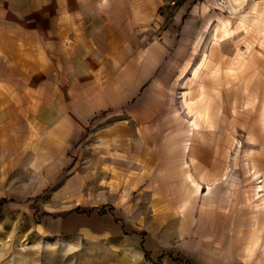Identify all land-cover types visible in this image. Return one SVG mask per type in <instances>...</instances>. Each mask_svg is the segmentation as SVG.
I'll list each match as a JSON object with an SVG mask.
<instances>
[{
  "label": "rangeland",
  "instance_id": "obj_1",
  "mask_svg": "<svg viewBox=\"0 0 264 264\" xmlns=\"http://www.w3.org/2000/svg\"><path fill=\"white\" fill-rule=\"evenodd\" d=\"M235 3L230 8L228 0H217L209 10L212 24H203L201 13L192 21L193 31L203 26L191 48L170 50L169 62L144 67L143 90L128 84L133 98L92 121L72 151L70 168L54 159L32 164L28 177L21 170L0 182V197L7 199L0 209V264H151L127 236L144 235V227L156 224L179 225L183 214L173 205L181 197V208L195 203L192 191L176 195L179 187L195 183L184 179L194 170L195 147L217 139L226 142V157L220 167L213 165L218 178L203 186L212 188V205L228 190L223 202L232 206L222 219L235 232L242 213L233 205L264 198L257 194L264 189L262 176L250 160L264 141V30L257 34L250 18L253 12L264 23V0ZM180 13L168 12L161 33L144 37V60L153 41L176 38L190 21ZM213 55L222 59L216 67L209 65ZM214 69L224 84L216 82ZM205 102L211 104L201 116L207 122H198L195 110ZM126 144L128 150L120 147ZM154 158L158 165L150 164ZM156 171L163 174L159 180ZM125 223L132 224L122 237L116 230Z\"/></svg>",
  "mask_w": 264,
  "mask_h": 264
},
{
  "label": "crops",
  "instance_id": "obj_2",
  "mask_svg": "<svg viewBox=\"0 0 264 264\" xmlns=\"http://www.w3.org/2000/svg\"><path fill=\"white\" fill-rule=\"evenodd\" d=\"M228 1L230 8L237 5ZM216 3L180 0L186 13L180 16L190 21L180 26L176 38L153 41L144 60V37L158 36L166 14L176 12L163 0H0V182L21 170L28 177L32 164L46 165L54 159L70 168L72 151L92 121L133 98L134 88L128 84L137 83V91L143 90L144 67L169 62L165 53L170 50L191 48L203 24H212L209 10ZM199 13L204 22L193 31ZM252 14L254 30L261 35V16ZM208 59L213 67L222 60L215 55ZM214 70L216 82L224 84ZM194 118L207 122L206 117ZM259 144L250 160L264 185V141ZM123 145L128 150L130 144ZM226 147L222 139L196 145L194 170L188 167L190 177L184 176L195 183L179 187L176 194L192 191L195 203L181 208L179 197L173 205L183 214L179 225L156 224L144 227V235L129 237L122 230L132 223H125L116 234L139 243L151 264H264V198L261 203L233 205V211L242 213L235 232L222 219L232 206L223 202L230 196L228 190L220 203L207 202L212 188L204 187L209 186L205 181L218 178L213 165L223 164ZM150 164L158 165L159 160ZM162 175L156 171L153 177L159 180ZM261 191L258 196L264 195Z\"/></svg>",
  "mask_w": 264,
  "mask_h": 264
},
{
  "label": "built area",
  "instance_id": "obj_3",
  "mask_svg": "<svg viewBox=\"0 0 264 264\" xmlns=\"http://www.w3.org/2000/svg\"><path fill=\"white\" fill-rule=\"evenodd\" d=\"M180 0H163V5L170 7L171 9L185 13V10L179 5Z\"/></svg>",
  "mask_w": 264,
  "mask_h": 264
},
{
  "label": "bare ground",
  "instance_id": "obj_4",
  "mask_svg": "<svg viewBox=\"0 0 264 264\" xmlns=\"http://www.w3.org/2000/svg\"><path fill=\"white\" fill-rule=\"evenodd\" d=\"M215 73V72H214ZM221 76V75H220ZM224 87V86H223ZM209 107H211V104L210 103H204V105H202V106H198L197 108H196V115L199 117H201L202 116V114H205L206 113V109L208 110L209 109Z\"/></svg>",
  "mask_w": 264,
  "mask_h": 264
},
{
  "label": "trees",
  "instance_id": "obj_5",
  "mask_svg": "<svg viewBox=\"0 0 264 264\" xmlns=\"http://www.w3.org/2000/svg\"><path fill=\"white\" fill-rule=\"evenodd\" d=\"M104 113V112H103ZM33 199L36 201L37 199H38V195L37 196H35V197H33ZM7 201V199L6 198H4V197H0V209L2 208V206H3V204L5 203ZM74 212H78V208L76 207V208H74V209H72Z\"/></svg>",
  "mask_w": 264,
  "mask_h": 264
}]
</instances>
